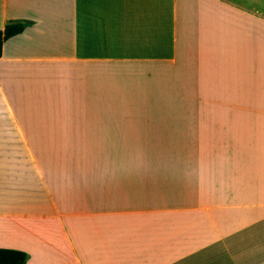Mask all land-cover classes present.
Returning a JSON list of instances; mask_svg holds the SVG:
<instances>
[{"label": "crops", "instance_id": "obj_1", "mask_svg": "<svg viewBox=\"0 0 264 264\" xmlns=\"http://www.w3.org/2000/svg\"><path fill=\"white\" fill-rule=\"evenodd\" d=\"M0 248L26 264H264V0H0Z\"/></svg>", "mask_w": 264, "mask_h": 264}, {"label": "trees", "instance_id": "obj_2", "mask_svg": "<svg viewBox=\"0 0 264 264\" xmlns=\"http://www.w3.org/2000/svg\"><path fill=\"white\" fill-rule=\"evenodd\" d=\"M25 27V24L22 22H8L3 30H0V56L4 42L22 33ZM28 257V254L25 252L0 248V264H26Z\"/></svg>", "mask_w": 264, "mask_h": 264}]
</instances>
